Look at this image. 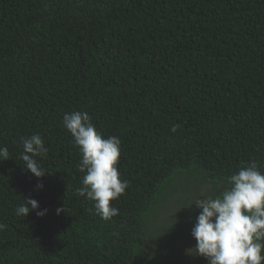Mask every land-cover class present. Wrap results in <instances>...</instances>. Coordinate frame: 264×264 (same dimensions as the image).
<instances>
[{"label":"trees","instance_id":"1","mask_svg":"<svg viewBox=\"0 0 264 264\" xmlns=\"http://www.w3.org/2000/svg\"><path fill=\"white\" fill-rule=\"evenodd\" d=\"M74 111L121 141L129 187L110 220L76 194ZM32 134L48 148L41 178L18 159ZM0 146V264H179L167 258L196 206L144 251L177 177L200 173L215 198L252 161L264 172V0H0ZM26 197L40 208L17 216Z\"/></svg>","mask_w":264,"mask_h":264},{"label":"clouds","instance_id":"2","mask_svg":"<svg viewBox=\"0 0 264 264\" xmlns=\"http://www.w3.org/2000/svg\"><path fill=\"white\" fill-rule=\"evenodd\" d=\"M63 127L71 133L82 154L78 170L85 175L76 194L94 201L97 214L110 220L119 214L112 202L129 187V182L121 179L118 168L121 157L119 137L105 138L96 130L87 112L65 113ZM171 131L175 133L177 126H172ZM21 141L23 151L18 159L23 162V168L37 178L44 177L48 172L36 159L48 152L43 138L32 134L22 137ZM10 158L7 146H0V160ZM228 183L230 187L221 195L197 198L192 204L201 211L191 233L196 244L186 251L206 258L208 264H264V172L256 161H252L229 176ZM37 187L42 189L43 184ZM39 208L37 200L26 197L16 207L15 214L27 217ZM47 211L39 210L37 215L44 216ZM62 211L64 209L58 208L57 214ZM6 227L0 222V230Z\"/></svg>","mask_w":264,"mask_h":264},{"label":"rangeland","instance_id":"3","mask_svg":"<svg viewBox=\"0 0 264 264\" xmlns=\"http://www.w3.org/2000/svg\"><path fill=\"white\" fill-rule=\"evenodd\" d=\"M186 179H189V182L182 186L181 184ZM214 191V185L205 182L200 173L178 176L169 191L166 192L165 200L160 202L150 215L144 242L145 253L152 252L162 244L170 224L180 213L195 207L192 204L197 198L212 196ZM191 233L177 243L174 252L167 259L177 261L179 264H208L206 258L190 255L186 251L196 244Z\"/></svg>","mask_w":264,"mask_h":264}]
</instances>
